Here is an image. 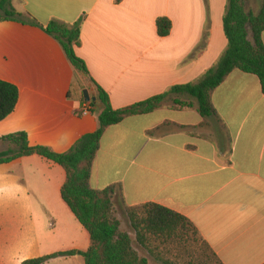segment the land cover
<instances>
[{"label":"crops","instance_id":"0c3cea01","mask_svg":"<svg viewBox=\"0 0 264 264\" xmlns=\"http://www.w3.org/2000/svg\"><path fill=\"white\" fill-rule=\"evenodd\" d=\"M261 1L255 0L257 10ZM13 3L44 27L55 20L74 24L83 19L76 54L89 75L74 68L43 28L0 21V80L19 89L15 111L0 122V140L25 132L31 146L57 154L68 153L99 128L97 107L82 115L88 103L84 90L96 97L98 85L112 107L122 109L197 82L228 47L227 0ZM159 18L172 23L167 37L158 34ZM211 99L213 117H202L196 101L182 97L193 106L171 100L106 129L90 185L97 191L116 187V216L131 237L122 215L155 204L188 219L223 264H264L261 82L235 70ZM6 149L0 141V153ZM66 178L63 167L38 155L0 164V264L89 250L90 234L61 195ZM45 264L85 260L61 256Z\"/></svg>","mask_w":264,"mask_h":264},{"label":"trees","instance_id":"16d2710c","mask_svg":"<svg viewBox=\"0 0 264 264\" xmlns=\"http://www.w3.org/2000/svg\"><path fill=\"white\" fill-rule=\"evenodd\" d=\"M115 1L120 4L124 0ZM13 2L0 0L1 22L12 21L43 28L61 44L74 68L89 75L85 62L76 54V48L81 45L83 19L74 24L55 20L44 27L27 13L18 11ZM223 22L228 47L217 64L195 83L172 87L164 94L118 110L112 107L109 95L95 84L97 100L90 105L99 110V128L81 138L68 153L57 154L45 147H33L25 132L0 140L7 145V149L0 153V164L38 155L65 169L67 178L62 187V198L91 237V246L87 252L58 253L28 260L23 264H45L57 257L75 255L83 256L85 264H149L148 258L141 256L135 248V241L140 248L151 254L155 243L176 245L189 254L188 264H223L188 219L155 204L127 210L136 236L133 240L128 232L121 229V222L116 216L113 201L116 187L97 191L90 185L94 161L103 135L109 127L121 124L129 117L153 113L171 100L180 107L193 106L182 101V97L195 100L202 117H213L216 111L212 104V93L235 70L257 76L264 93V0L257 13L246 10L245 0H227ZM157 29L160 37H167L172 23L167 18H159ZM18 101L19 89L0 80V122L15 111Z\"/></svg>","mask_w":264,"mask_h":264},{"label":"rangeland","instance_id":"374dc122","mask_svg":"<svg viewBox=\"0 0 264 264\" xmlns=\"http://www.w3.org/2000/svg\"><path fill=\"white\" fill-rule=\"evenodd\" d=\"M245 7L247 11H254V13H257L259 11L257 10V4L255 3V0H246ZM122 219H126L122 220V222L124 223V227L131 230V233L133 234L132 238L133 240H135L136 236L131 228L127 212L122 215ZM135 247L137 248V250H139L141 256H147L149 258L151 264H166V262H171L174 264H188V262L190 261L189 254L182 250V248H178L176 245L165 246L161 245L160 243H155L152 246L154 248L153 254L143 248H140L136 241ZM189 250L193 252L192 248H189Z\"/></svg>","mask_w":264,"mask_h":264},{"label":"built area","instance_id":"2783aa9c","mask_svg":"<svg viewBox=\"0 0 264 264\" xmlns=\"http://www.w3.org/2000/svg\"><path fill=\"white\" fill-rule=\"evenodd\" d=\"M92 113V107L90 105V102L86 103L82 109V115L87 116Z\"/></svg>","mask_w":264,"mask_h":264},{"label":"water","instance_id":"95a60500","mask_svg":"<svg viewBox=\"0 0 264 264\" xmlns=\"http://www.w3.org/2000/svg\"><path fill=\"white\" fill-rule=\"evenodd\" d=\"M84 97L87 102H91V101L96 102L97 100L95 96L93 97L91 96L90 92L87 89L84 90Z\"/></svg>","mask_w":264,"mask_h":264}]
</instances>
